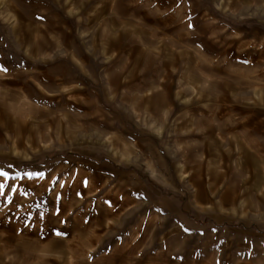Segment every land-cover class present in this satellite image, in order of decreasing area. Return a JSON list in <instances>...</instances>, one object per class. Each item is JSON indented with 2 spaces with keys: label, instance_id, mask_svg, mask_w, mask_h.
Returning <instances> with one entry per match:
<instances>
[{
  "label": "rangeland",
  "instance_id": "374dc122",
  "mask_svg": "<svg viewBox=\"0 0 264 264\" xmlns=\"http://www.w3.org/2000/svg\"><path fill=\"white\" fill-rule=\"evenodd\" d=\"M254 140L264 0H0L4 264H264Z\"/></svg>",
  "mask_w": 264,
  "mask_h": 264
},
{
  "label": "crops",
  "instance_id": "0c3cea01",
  "mask_svg": "<svg viewBox=\"0 0 264 264\" xmlns=\"http://www.w3.org/2000/svg\"><path fill=\"white\" fill-rule=\"evenodd\" d=\"M67 73L68 74H71V72L70 71H67ZM239 122V121H238ZM236 122V124H237V128H238V130L239 131H243L244 129V123L242 124V122ZM253 140V139H252ZM250 143H252V144H254V146L256 147V149H258L259 151H261V150H263L264 151V144H262V143H260V142H257V141H255L254 140V142L252 141V142H250ZM243 144V143H242ZM253 146V145H252ZM11 250H13V247L9 244V243H7V242H4V241H0V264H4V260H3V258H4V256H5V253L6 252H9V251H11ZM27 261H29V259H27ZM43 263H44V261H43Z\"/></svg>",
  "mask_w": 264,
  "mask_h": 264
}]
</instances>
